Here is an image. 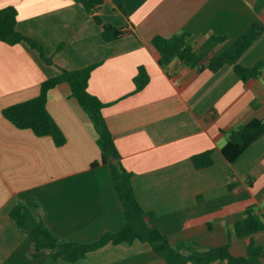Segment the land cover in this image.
<instances>
[{
	"label": "crops",
	"instance_id": "1",
	"mask_svg": "<svg viewBox=\"0 0 264 264\" xmlns=\"http://www.w3.org/2000/svg\"><path fill=\"white\" fill-rule=\"evenodd\" d=\"M7 7L16 11V31L38 42L51 63L24 42L0 41V264H166L138 241L107 244L75 263L35 259L28 255L30 238L10 217L18 201L33 198L45 226L62 241L88 244L122 227L123 209L109 168L100 163L97 133L68 84L46 97L61 146L2 116L5 108L37 97L41 83L61 70L94 64L87 91L104 105L136 199L154 215L149 227L177 251L228 246L232 256L244 257L250 239L264 247V230L237 238L233 229L247 207L264 216V133L231 164L221 154L230 130L264 120V71L242 81L230 65L198 72L174 60L162 69L151 44L155 36L184 32L194 50L220 54L254 20L264 22V0H101L94 10L102 23L133 32L111 42L74 0H0V10ZM258 62H264V33L238 60L244 68ZM140 66L149 80L134 93ZM207 150L213 164L195 169L191 157ZM230 174L241 185L237 193L228 190Z\"/></svg>",
	"mask_w": 264,
	"mask_h": 264
},
{
	"label": "trees",
	"instance_id": "2",
	"mask_svg": "<svg viewBox=\"0 0 264 264\" xmlns=\"http://www.w3.org/2000/svg\"><path fill=\"white\" fill-rule=\"evenodd\" d=\"M74 1L93 14L94 22L100 27L104 42H111L133 33L130 26L116 28L102 23L94 10L101 4V0ZM15 25V9L7 7L0 10V41L9 46L24 42L38 53L44 63H51V60L45 56L42 46L17 32ZM263 33L264 22L254 20L223 52L217 55L194 50L190 45V35L184 32L177 33L170 38L155 36L151 44L158 53V65L162 69H166L174 60L198 72L207 69L215 73L222 66L230 65L242 81H247L257 78L264 71V62H258L251 68H244L238 64V60ZM214 39L223 41L225 38ZM96 66L97 64H94L74 71L61 70L58 76L41 83L37 97L5 108L2 116L17 129L30 130L37 137L48 136L55 146H61L64 143V137L46 110V97L48 91L59 83L68 84L72 97L77 101L97 133L100 163L109 168L114 189L123 209V225L116 232H105L92 243L62 241L53 236L43 223L36 200L27 198L16 203L10 211V217L16 227L30 238L28 255L35 259L49 257L53 261L75 263L89 252L107 244L131 245L138 241L146 244L166 264H263L264 247L257 245L253 239L249 240L244 257L232 256L228 251V246L206 249L187 248L184 251H177L171 246L166 236L149 227L148 221L154 215L145 211L136 199L131 184L132 174L123 167L120 154L102 116L101 111L104 105L87 91L90 74ZM148 80L145 68L140 66L133 78L134 93L142 90ZM263 133L264 120L258 119H253L230 130L227 142L221 148L223 158L228 164L233 163ZM191 162L197 170L210 167L213 164L212 150L193 155ZM97 165L94 163L92 167ZM228 190L230 193H237L241 190V185L233 174L228 176ZM233 229L237 238L250 237L264 230V216L255 211L253 207H247L243 211L242 219L233 225Z\"/></svg>",
	"mask_w": 264,
	"mask_h": 264
}]
</instances>
